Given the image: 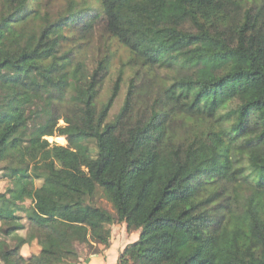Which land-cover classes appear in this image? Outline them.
<instances>
[{"label": "trees", "instance_id": "16d2710c", "mask_svg": "<svg viewBox=\"0 0 264 264\" xmlns=\"http://www.w3.org/2000/svg\"><path fill=\"white\" fill-rule=\"evenodd\" d=\"M0 163V264H264V0H0Z\"/></svg>", "mask_w": 264, "mask_h": 264}, {"label": "rangeland", "instance_id": "374dc122", "mask_svg": "<svg viewBox=\"0 0 264 264\" xmlns=\"http://www.w3.org/2000/svg\"><path fill=\"white\" fill-rule=\"evenodd\" d=\"M106 93H107V87L105 84L103 94L106 95ZM123 94H124V90L121 91L119 97L116 100V103L109 116L110 119L118 111L120 105L122 104ZM59 137H63V136H53V137L51 136V137H47V139L49 142H53V143L55 142L58 144L65 145L66 144L65 137L63 138H59ZM3 166L4 165L0 163V192H3L6 186L9 184L8 181L9 175L7 171L3 169ZM37 184L39 185L40 183L38 182ZM94 203L108 209L111 212L114 211L111 198L108 192L106 191L99 190L97 196L94 199ZM6 213L8 214V212ZM24 234H25L24 230L19 231V235H24ZM137 237H138V232L137 231L130 233L127 232L124 223L114 224L111 227V237L108 247H104L105 245L102 246L103 244L99 245L95 243L89 246L88 244L89 237L84 236L85 242L78 245L80 258L75 264H82L81 261L83 262V264H88L85 258H88L90 256L93 257L99 256L101 259L105 260V264H118L117 260L120 252L124 249V247L128 243L136 240ZM1 238L5 239L10 246H14L15 239H13V237L3 235L1 236ZM38 251H39V246L36 244L35 241L30 244H26L21 248V253L25 256L36 254L38 253Z\"/></svg>", "mask_w": 264, "mask_h": 264}, {"label": "crops", "instance_id": "0c3cea01", "mask_svg": "<svg viewBox=\"0 0 264 264\" xmlns=\"http://www.w3.org/2000/svg\"><path fill=\"white\" fill-rule=\"evenodd\" d=\"M106 256V255H105ZM104 256V257H105ZM83 259V258H81ZM88 264H105V260L101 259L99 256H90L88 258H85ZM81 263L83 264V262L81 261Z\"/></svg>", "mask_w": 264, "mask_h": 264}]
</instances>
